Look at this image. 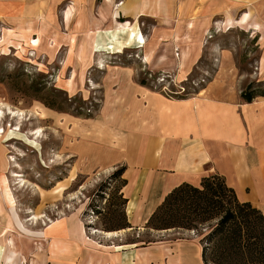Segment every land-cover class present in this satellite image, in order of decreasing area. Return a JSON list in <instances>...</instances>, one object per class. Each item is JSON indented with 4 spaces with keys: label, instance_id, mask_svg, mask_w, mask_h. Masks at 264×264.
I'll use <instances>...</instances> for the list:
<instances>
[{
    "label": "rangeland",
    "instance_id": "374dc122",
    "mask_svg": "<svg viewBox=\"0 0 264 264\" xmlns=\"http://www.w3.org/2000/svg\"><path fill=\"white\" fill-rule=\"evenodd\" d=\"M66 3L35 17L3 14L0 3V264H38L36 257L41 264L53 239L47 225L72 215L86 241L106 254L115 253L112 244L134 240L150 249V264L158 254L156 264H205L192 229H155L146 220L104 228L119 222L117 212H109L119 207L120 182L109 177L119 166H103L106 124L117 123L123 91L134 81L166 96L199 92L237 106L242 89L263 91L264 0H219L197 43L194 35L175 33L186 25L180 18L162 24L142 17V46L130 43L119 51L92 49L100 38L93 33L96 3L69 17ZM208 6L204 2L203 10ZM242 13L248 24L222 23L227 14L238 19ZM182 54L197 55L184 72ZM77 244L76 263L87 252Z\"/></svg>",
    "mask_w": 264,
    "mask_h": 264
},
{
    "label": "crops",
    "instance_id": "0c3cea01",
    "mask_svg": "<svg viewBox=\"0 0 264 264\" xmlns=\"http://www.w3.org/2000/svg\"><path fill=\"white\" fill-rule=\"evenodd\" d=\"M60 1L63 0H0V3L3 14L35 17L47 13ZM66 1V17L77 7L85 9L86 4L96 3L92 17L99 25L93 33H99L100 38L91 48L110 51H119L130 43L142 46L144 34L137 20L146 16L157 18L162 24L180 18L186 25L175 33L194 35L197 43L219 10V0ZM204 2H209V6L203 10ZM118 17L126 23L116 20ZM236 22L248 24L247 13L238 19L227 14L222 23L228 28ZM251 26L259 25L251 23ZM191 57L182 54V72L191 67L197 55ZM261 72L264 75V62ZM133 84L130 89L125 88L127 92L123 91L117 123L106 124L107 157L103 165L106 170L123 167L120 192L126 198L127 221L132 225L144 222L172 187L181 181L196 185L202 175L212 172L220 174L236 196L257 207L264 218V95L243 100L237 106L233 101L219 102L207 92L205 97L199 92L193 96H166L135 81ZM63 220L47 225L48 237L53 239L41 264H150L147 246L138 248L130 240L112 244L115 253L106 254L92 241H86L75 215ZM75 243L87 248L77 263ZM58 258H62V263H58ZM155 258L156 264L159 254ZM35 260L40 264L39 258Z\"/></svg>",
    "mask_w": 264,
    "mask_h": 264
},
{
    "label": "trees",
    "instance_id": "16d2710c",
    "mask_svg": "<svg viewBox=\"0 0 264 264\" xmlns=\"http://www.w3.org/2000/svg\"><path fill=\"white\" fill-rule=\"evenodd\" d=\"M256 95H264V90L240 91L244 101ZM122 170L119 166L109 176L120 181L115 186L119 207L109 212H117L119 222L105 224L106 229L130 226L124 210L126 198L120 192L124 183ZM145 225L155 229H192L198 236L200 258L205 264H264L262 213L249 201L240 200L216 172L202 175L196 185L181 181L172 187L150 213Z\"/></svg>",
    "mask_w": 264,
    "mask_h": 264
},
{
    "label": "bare ground",
    "instance_id": "6f19581e",
    "mask_svg": "<svg viewBox=\"0 0 264 264\" xmlns=\"http://www.w3.org/2000/svg\"><path fill=\"white\" fill-rule=\"evenodd\" d=\"M245 17V16H244Z\"/></svg>",
    "mask_w": 264,
    "mask_h": 264
}]
</instances>
